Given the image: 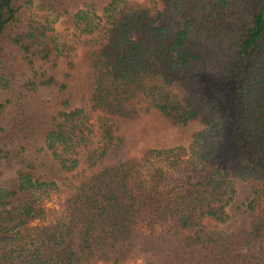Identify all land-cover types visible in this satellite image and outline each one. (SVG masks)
Here are the masks:
<instances>
[{"label": "trees", "instance_id": "trees-1", "mask_svg": "<svg viewBox=\"0 0 264 264\" xmlns=\"http://www.w3.org/2000/svg\"><path fill=\"white\" fill-rule=\"evenodd\" d=\"M138 259L264 264V0H0V264Z\"/></svg>", "mask_w": 264, "mask_h": 264}, {"label": "rangeland", "instance_id": "rangeland-1", "mask_svg": "<svg viewBox=\"0 0 264 264\" xmlns=\"http://www.w3.org/2000/svg\"><path fill=\"white\" fill-rule=\"evenodd\" d=\"M57 31H60L59 26H55ZM81 54V52H80ZM172 134V133H171ZM155 135L146 136L145 139H139L137 144L132 146L133 150H131L130 155L136 156L139 154L138 149L142 146L141 142L145 141V145L154 146V139ZM65 196L62 195H52L43 202L44 212L41 218L35 220L32 224L33 225H48L50 224L53 219L57 216L58 212L61 209V204L64 201ZM128 264H143L142 260L138 259L137 261L130 262Z\"/></svg>", "mask_w": 264, "mask_h": 264}]
</instances>
